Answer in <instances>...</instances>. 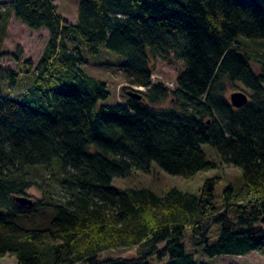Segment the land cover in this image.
I'll return each mask as SVG.
<instances>
[{
  "label": "trees",
  "instance_id": "obj_1",
  "mask_svg": "<svg viewBox=\"0 0 264 264\" xmlns=\"http://www.w3.org/2000/svg\"><path fill=\"white\" fill-rule=\"evenodd\" d=\"M0 5V15L48 33L34 68L26 60L19 73L7 71L10 82L32 74V86L17 96L0 89V259L197 264L187 246L211 258L264 257V63L254 71V53L240 42L264 41V0H83L75 23L52 0ZM103 49L125 59L117 65L128 80L125 103L98 107L110 93L83 65ZM10 56L16 64L22 60L20 50ZM171 59L184 64L174 87L152 83V62ZM229 85L248 92L242 108L226 97ZM169 97L171 107H160ZM203 145L240 170L239 189L227 187L220 204L219 177L205 180L198 194L171 188L157 196L144 187L111 185L132 170L148 172L152 163L170 176L192 178L215 167ZM54 165L64 201L46 177L15 176ZM32 188L43 197L30 199ZM42 210L51 218L42 227L31 224ZM214 226L220 234L211 244ZM119 249H134L135 256L101 258Z\"/></svg>",
  "mask_w": 264,
  "mask_h": 264
},
{
  "label": "rangeland",
  "instance_id": "obj_2",
  "mask_svg": "<svg viewBox=\"0 0 264 264\" xmlns=\"http://www.w3.org/2000/svg\"><path fill=\"white\" fill-rule=\"evenodd\" d=\"M52 1L58 13L65 21L68 23L76 22L78 5L83 0ZM3 2H7V0H0V3ZM4 8L5 5H0V13L1 11L3 12ZM47 39L48 33L45 29L31 31L14 17H8L5 13L0 15V53L2 54L0 57V78L2 79H0V89L4 96H17L32 86L34 80L32 74H19L10 82L7 71L19 73L24 68L22 63L26 60L31 61L34 68L43 53ZM240 42L243 44V47L250 49L254 53L251 66L254 71H260L261 67H263L261 64L264 63V41L241 39ZM19 50L21 51L22 60L19 64H16L10 55L17 54ZM124 61L123 57L106 49H103L97 57L86 56L83 70L95 80L104 83L110 93L109 98L99 102L98 107L101 105L112 106L125 103L126 98L122 93V88L129 87L128 80L117 70V65L123 64ZM152 67V83H161L171 88L174 86L178 74L183 70L184 64L181 61L171 59L169 61H154L152 62ZM237 92H243L248 95V92L240 85L234 87L229 85L226 97L229 99L231 94ZM171 103L172 100L169 97L161 103L160 107L170 108ZM202 150L206 154L207 159L215 164V167L208 171L199 172L192 178L184 179L170 176L164 173L156 164L152 163L148 172L132 170L124 178L113 179L111 185L118 189L144 187L153 191L157 196H164L171 188H177L182 192L198 194L205 180L219 177V181L215 186V199L216 203L220 204L223 201L224 190L227 187H231L234 191L239 189L241 183L240 170L234 166L223 164L216 150L211 146L203 145ZM52 170H55V165L53 168H25L20 173H15V176H21L26 180L38 182L46 177L47 181L51 183L50 189L55 194V198L59 201H64L66 193L60 187L59 180L57 179L61 174H57L56 177ZM27 196L32 200H36L41 199L43 194L38 192L37 189L32 188L27 191ZM51 213L50 210H42L36 217L37 219H32L30 223L37 224V227H42L44 226L42 224H45V219L51 218ZM26 224L28 225V222ZM32 227L34 226L32 225ZM219 234V227L214 226L210 234L211 244L217 240ZM189 247L187 246L188 251L194 254L197 264H264V257L256 252H249L243 256L223 255L211 258L205 255L200 248L191 249ZM134 256V249H119L102 253L101 258H132ZM14 262L15 259L10 256L0 259V264H14Z\"/></svg>",
  "mask_w": 264,
  "mask_h": 264
},
{
  "label": "water",
  "instance_id": "obj_3",
  "mask_svg": "<svg viewBox=\"0 0 264 264\" xmlns=\"http://www.w3.org/2000/svg\"><path fill=\"white\" fill-rule=\"evenodd\" d=\"M129 96L136 99H141V95L130 91ZM230 103L234 108H242L244 105L248 103V96L243 92H237L230 95ZM16 202L20 205H30L31 201L25 198H17ZM262 226L264 227V215L261 218Z\"/></svg>",
  "mask_w": 264,
  "mask_h": 264
},
{
  "label": "built area",
  "instance_id": "obj_4",
  "mask_svg": "<svg viewBox=\"0 0 264 264\" xmlns=\"http://www.w3.org/2000/svg\"><path fill=\"white\" fill-rule=\"evenodd\" d=\"M173 87H174V86H173ZM173 87H172V88H173Z\"/></svg>",
  "mask_w": 264,
  "mask_h": 264
},
{
  "label": "crops",
  "instance_id": "obj_5",
  "mask_svg": "<svg viewBox=\"0 0 264 264\" xmlns=\"http://www.w3.org/2000/svg\"><path fill=\"white\" fill-rule=\"evenodd\" d=\"M14 264H15V262H14Z\"/></svg>",
  "mask_w": 264,
  "mask_h": 264
}]
</instances>
